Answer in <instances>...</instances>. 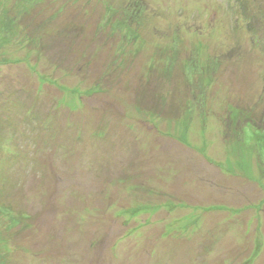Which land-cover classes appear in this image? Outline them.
Instances as JSON below:
<instances>
[{
	"label": "rangeland",
	"instance_id": "rangeland-1",
	"mask_svg": "<svg viewBox=\"0 0 264 264\" xmlns=\"http://www.w3.org/2000/svg\"><path fill=\"white\" fill-rule=\"evenodd\" d=\"M0 264H264V0H0Z\"/></svg>",
	"mask_w": 264,
	"mask_h": 264
},
{
	"label": "crops",
	"instance_id": "crops-1",
	"mask_svg": "<svg viewBox=\"0 0 264 264\" xmlns=\"http://www.w3.org/2000/svg\"><path fill=\"white\" fill-rule=\"evenodd\" d=\"M260 249H261V248H260ZM260 249H259V250H260ZM259 250H258V251H259Z\"/></svg>",
	"mask_w": 264,
	"mask_h": 264
}]
</instances>
